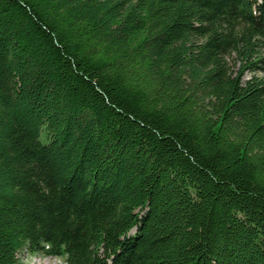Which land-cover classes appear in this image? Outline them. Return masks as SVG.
Returning a JSON list of instances; mask_svg holds the SVG:
<instances>
[{
	"label": "trees",
	"instance_id": "trees-1",
	"mask_svg": "<svg viewBox=\"0 0 264 264\" xmlns=\"http://www.w3.org/2000/svg\"><path fill=\"white\" fill-rule=\"evenodd\" d=\"M22 253L264 264V0H0V264Z\"/></svg>",
	"mask_w": 264,
	"mask_h": 264
},
{
	"label": "rangeland",
	"instance_id": "rangeland-1",
	"mask_svg": "<svg viewBox=\"0 0 264 264\" xmlns=\"http://www.w3.org/2000/svg\"><path fill=\"white\" fill-rule=\"evenodd\" d=\"M250 76L251 75L249 73L244 74L240 81L241 84L248 81L250 79ZM145 212H146V208L140 213L139 216H141ZM20 259H21V264H65L61 258L54 257V256H43L40 254L30 256V255H27L26 253H22L20 254Z\"/></svg>",
	"mask_w": 264,
	"mask_h": 264
}]
</instances>
